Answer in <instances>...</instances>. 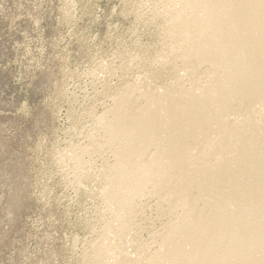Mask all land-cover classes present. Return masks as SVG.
I'll return each mask as SVG.
<instances>
[{
    "label": "bare ground",
    "instance_id": "obj_1",
    "mask_svg": "<svg viewBox=\"0 0 264 264\" xmlns=\"http://www.w3.org/2000/svg\"><path fill=\"white\" fill-rule=\"evenodd\" d=\"M157 1L165 24L151 63L170 81L119 86L99 136L69 149L76 176L105 156L104 218L84 259L264 264V0ZM147 208L157 223L140 240Z\"/></svg>",
    "mask_w": 264,
    "mask_h": 264
},
{
    "label": "rangeland",
    "instance_id": "obj_2",
    "mask_svg": "<svg viewBox=\"0 0 264 264\" xmlns=\"http://www.w3.org/2000/svg\"><path fill=\"white\" fill-rule=\"evenodd\" d=\"M156 9L157 0H0V264H88L105 156L86 155L76 176L69 149L99 136L96 117L119 86L170 81L151 63L165 24ZM144 212L140 240L157 223Z\"/></svg>",
    "mask_w": 264,
    "mask_h": 264
}]
</instances>
